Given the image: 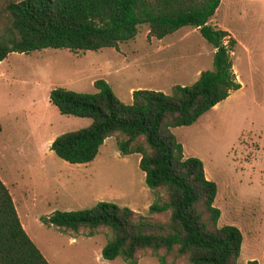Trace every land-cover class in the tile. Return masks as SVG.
Here are the masks:
<instances>
[{"label": "rangeland", "instance_id": "1", "mask_svg": "<svg viewBox=\"0 0 264 264\" xmlns=\"http://www.w3.org/2000/svg\"><path fill=\"white\" fill-rule=\"evenodd\" d=\"M8 1L0 0V27ZM209 20L236 41L230 60L240 87L190 125L170 131L183 157H197L205 178L215 184L216 226L233 225L241 234L236 264L251 259L264 264V0H220ZM146 29L140 24L135 36L116 49L45 48L8 53L0 61V180L24 232L49 264L123 262L100 257L110 235L107 229L92 236L83 230L62 233L42 224L40 216L87 208L97 201L149 216L147 206L164 198L163 190L144 185L138 154L118 153L115 135L105 138L87 163H67L48 148L56 135L90 123L86 117L60 114L48 100L53 87L93 92L92 81L101 78L128 103L133 89L168 93L174 84H190L196 69L210 68L211 45L189 27L168 35V48L160 54L165 61L152 64L156 54H151ZM160 68L170 71L161 73ZM166 217L167 213L155 216L161 221ZM165 258L166 264H189L182 256ZM137 264L158 262L149 250H142L137 252Z\"/></svg>", "mask_w": 264, "mask_h": 264}, {"label": "trees", "instance_id": "2", "mask_svg": "<svg viewBox=\"0 0 264 264\" xmlns=\"http://www.w3.org/2000/svg\"><path fill=\"white\" fill-rule=\"evenodd\" d=\"M220 0H10L0 27V61L8 53L45 48L70 52L117 48L132 39L140 24L145 38L160 39L181 27L196 29L211 45L209 69L188 85L174 84L168 93L133 89L130 101H120L101 78L93 92L53 87L49 102L60 114L86 117L82 128L56 135L49 150L70 164L87 163L103 140L115 135L120 155L138 154L137 167L149 190H163L164 198L147 206L149 216L112 202L97 201L76 210H53L39 221L62 233L84 231L92 236L107 229L100 248L105 260L119 258L137 264V252L149 250L158 264L166 255L185 257L189 264H236L239 230L216 226L214 182L205 178L202 162L183 157L170 129L193 123L231 91L240 87L230 53L236 41L228 31L210 24ZM167 213L161 221L155 216ZM160 252V253H158ZM0 264H49L18 220L12 199L0 180ZM244 264H257L247 260Z\"/></svg>", "mask_w": 264, "mask_h": 264}, {"label": "crops", "instance_id": "3", "mask_svg": "<svg viewBox=\"0 0 264 264\" xmlns=\"http://www.w3.org/2000/svg\"><path fill=\"white\" fill-rule=\"evenodd\" d=\"M209 23H210V20L208 21ZM217 26V25H216ZM218 27V26H217ZM178 30V29H177ZM177 30H175L174 32H172V33H170V34H167V35H165V36H163L162 38H160V39H155V38H153V37H150L149 39H146L147 41H148V43H149V45L148 46H150L151 47V54L152 55H155L156 54V56H152L151 57V63L152 64H157V65H160V64H163V62L165 61L164 60V58L163 57H160V54H162L163 53V51L165 50V49H167L168 48V44H167V42H166V37H168V35H171V34H173V33H175ZM146 34V33H145ZM212 52H213V49H212V51H211V56H212ZM158 53H159V55H158ZM158 55V56H157ZM173 61L174 60H170V62H171V64L173 63ZM164 69V70H163ZM166 70H168L167 68H160V72L161 73H164V72H166ZM202 69H196L195 71H194V78L196 79V77H197V75H198V73L201 71ZM168 71H170V70H168ZM235 77H236V75H235ZM194 79V80H195ZM193 80V81H194ZM191 83V82H190ZM141 89H145L144 87H142ZM157 89V88H156ZM132 91V90H131ZM130 91V92H131ZM130 92L128 93L129 95H130ZM22 227V226H21ZM23 229V228H22Z\"/></svg>", "mask_w": 264, "mask_h": 264}]
</instances>
